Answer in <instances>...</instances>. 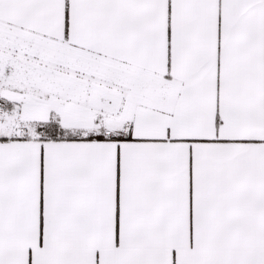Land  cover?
Listing matches in <instances>:
<instances>
[{"label": "snow or ice", "instance_id": "obj_1", "mask_svg": "<svg viewBox=\"0 0 264 264\" xmlns=\"http://www.w3.org/2000/svg\"><path fill=\"white\" fill-rule=\"evenodd\" d=\"M0 264H264V0H0Z\"/></svg>", "mask_w": 264, "mask_h": 264}]
</instances>
